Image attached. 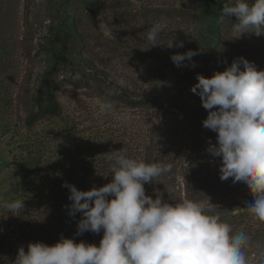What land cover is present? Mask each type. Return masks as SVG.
Segmentation results:
<instances>
[{
	"label": "rangeland",
	"instance_id": "rangeland-1",
	"mask_svg": "<svg viewBox=\"0 0 264 264\" xmlns=\"http://www.w3.org/2000/svg\"><path fill=\"white\" fill-rule=\"evenodd\" d=\"M225 2L0 0V235L13 224L4 203L30 190L39 170L46 167V154H67L85 140L101 143L115 138L112 143L135 147L147 124L154 123L160 131L168 120L178 118L171 112H190L195 118L179 126L176 154L185 162L195 161L196 168L204 166L200 168L211 176L220 175L221 158L207 151L217 142V133L203 127L208 110L191 88L197 74L210 77L240 57L264 70V35L235 37L236 18L223 15ZM154 23L163 25L157 41L161 44L148 47L146 33ZM172 37L183 46L168 48L165 42ZM188 50L198 54L177 67L171 55ZM93 75L130 97L155 98L156 110L128 108L114 100L110 102L115 111L127 110L131 118L122 121L111 114L98 118L99 102L105 101L97 96L98 85L73 84ZM42 80L56 96L61 115L28 130L29 112L44 104ZM220 185L206 194L205 201L209 197L233 232L250 236L247 255L257 264L264 248V222L246 209L253 195L231 177Z\"/></svg>",
	"mask_w": 264,
	"mask_h": 264
},
{
	"label": "clouds",
	"instance_id": "clouds-1",
	"mask_svg": "<svg viewBox=\"0 0 264 264\" xmlns=\"http://www.w3.org/2000/svg\"><path fill=\"white\" fill-rule=\"evenodd\" d=\"M223 15L236 18L232 27L237 38L264 35V0H226ZM163 30L160 23L147 30L148 47L161 44L157 41ZM165 44L183 46L174 43L173 37ZM197 54L193 50L174 53L171 60L180 67ZM191 91L208 110L203 127L217 133V142L209 144L207 151L222 160L220 179L243 182L254 198L247 211L264 222V70L236 58L210 77L197 74ZM107 114L122 121L131 118L127 110L116 112L110 101L99 102L97 117ZM106 159L112 162L110 182L87 190L68 182L63 185L72 201L69 215L81 214L76 234L103 230L99 245L63 235L51 245L29 242L27 250L18 248L13 264H252L247 255L250 236L233 232L209 197L206 201L187 196L166 200L158 189H154L155 198L146 194L144 185L170 173V163L129 157L123 149L108 152ZM3 206L18 215L25 207L24 199ZM257 264H264V248Z\"/></svg>",
	"mask_w": 264,
	"mask_h": 264
},
{
	"label": "trees",
	"instance_id": "trees-1",
	"mask_svg": "<svg viewBox=\"0 0 264 264\" xmlns=\"http://www.w3.org/2000/svg\"><path fill=\"white\" fill-rule=\"evenodd\" d=\"M91 77L83 82L79 79V83L73 84L82 87L93 82L98 85L97 96L103 100H116L128 108L156 110L155 98L130 97L122 89L116 90L112 85L106 86L105 81L100 80L101 77L98 75ZM100 85H104V88L101 89ZM40 88L45 91L44 104L41 106L39 103L37 108L29 112L25 123L28 130L42 120L61 115V106L54 93L46 86L45 80H42ZM171 115L178 118L168 120L160 131L154 123L147 124L142 134L143 139L135 147L122 146L119 141L112 143L115 138L103 140L101 143L100 141L90 143L89 140H85L67 154H46V167L39 170L30 190L25 191L19 198L24 199V209L15 213L18 215L9 213L13 224L9 225L8 232L0 235V264H13L20 246L27 250L28 243L34 241H43L51 245L56 243L61 235L72 237L76 242L83 240L99 245L103 230L99 234L91 232L76 234L81 214L69 215L72 201L69 200V189L63 185L68 182L80 190H87L110 182L112 162L106 159L108 152L123 149L129 157L172 165L170 173L157 178L159 182L144 185L146 194L153 198L154 189H158L163 192V198L166 200H179L182 198L180 193L183 197L205 200L206 194L211 193L216 187H221L220 175L211 176L200 168L204 166L196 168L195 161L189 159L185 162L181 154H176V135L179 126L185 121L193 123L195 118L190 112L183 111L171 112ZM214 177L219 181L214 180Z\"/></svg>",
	"mask_w": 264,
	"mask_h": 264
}]
</instances>
